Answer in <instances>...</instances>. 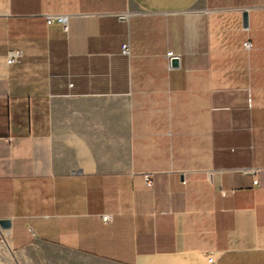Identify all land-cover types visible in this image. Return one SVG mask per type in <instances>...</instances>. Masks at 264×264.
Returning <instances> with one entry per match:
<instances>
[{
	"label": "crops",
	"instance_id": "1",
	"mask_svg": "<svg viewBox=\"0 0 264 264\" xmlns=\"http://www.w3.org/2000/svg\"><path fill=\"white\" fill-rule=\"evenodd\" d=\"M3 219L0 264H264V0H0Z\"/></svg>",
	"mask_w": 264,
	"mask_h": 264
},
{
	"label": "built area",
	"instance_id": "2",
	"mask_svg": "<svg viewBox=\"0 0 264 264\" xmlns=\"http://www.w3.org/2000/svg\"><path fill=\"white\" fill-rule=\"evenodd\" d=\"M57 19V22L59 23H62L64 28H66V24L64 23L65 22V17L64 16H57L56 17ZM51 20H48V22H50ZM128 44H123L121 45V53L123 54H128L129 53V49H128ZM249 46V43L248 42H244V47L248 48ZM23 55V52L20 51V50H10L8 53H7V56H6V62L7 64H12V63H17L20 58L22 57ZM173 54L171 52H168V56H172ZM259 171V168H251L250 169V173L253 175V184L255 185H258V178H257V173ZM151 175L150 174H145L143 177H144V180H145V184L147 186H150L151 185ZM184 183V181H183ZM110 216L109 215H104L102 216L103 220L106 222L108 220H110L109 218ZM215 259V255L214 254H209L207 255V261L208 263L209 262H213Z\"/></svg>",
	"mask_w": 264,
	"mask_h": 264
},
{
	"label": "water",
	"instance_id": "3",
	"mask_svg": "<svg viewBox=\"0 0 264 264\" xmlns=\"http://www.w3.org/2000/svg\"><path fill=\"white\" fill-rule=\"evenodd\" d=\"M247 12L244 11V13L242 14L243 16V24L244 25H247ZM171 65L174 66V68L176 66H178V58L176 57H171ZM9 220L8 219H3V220H0V224L4 227H8L10 225V222H8Z\"/></svg>",
	"mask_w": 264,
	"mask_h": 264
}]
</instances>
